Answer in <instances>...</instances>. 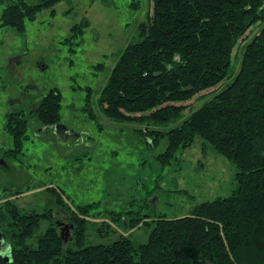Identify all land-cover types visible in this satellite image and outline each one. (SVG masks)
Returning a JSON list of instances; mask_svg holds the SVG:
<instances>
[{"label":"trees","instance_id":"trees-1","mask_svg":"<svg viewBox=\"0 0 264 264\" xmlns=\"http://www.w3.org/2000/svg\"><path fill=\"white\" fill-rule=\"evenodd\" d=\"M1 1L6 8L0 26L23 31L27 21L60 0ZM87 24L75 25L68 41ZM145 28L113 67L99 98L101 110L120 123L166 127L204 101L179 125L148 135L155 146L168 138L158 156L164 166L201 137L236 165V188L198 204L190 215L155 219L145 244L122 235L112 243L86 245V220L60 194L58 208L72 211L70 242L53 210L39 214L0 199V231L10 245L6 255L0 253V264H264V0H152ZM233 63L240 66L230 75ZM61 101V92L52 89L38 102L33 112L43 126L60 123ZM5 129L13 139L5 153L18 158L28 139L25 113H9ZM42 219L49 222L47 230L28 243ZM113 221L132 229L142 219L129 222L118 213ZM98 229L112 231L107 222Z\"/></svg>","mask_w":264,"mask_h":264},{"label":"rangeland","instance_id":"rangeland-1","mask_svg":"<svg viewBox=\"0 0 264 264\" xmlns=\"http://www.w3.org/2000/svg\"><path fill=\"white\" fill-rule=\"evenodd\" d=\"M5 8L0 0V22ZM151 16L152 0H60L27 21L23 31L0 26V199L56 214L61 211L56 196L63 195L77 217L86 220V245L112 243L122 235L145 244L155 219L190 215L198 204L227 197L236 188V165L201 137L164 166L158 156L168 138L155 146L148 135L151 129L179 125L204 101L194 102L166 127L120 123L99 106L113 67L124 49L142 38ZM85 20L84 32L68 41L73 27ZM239 66L233 63L230 75ZM52 89L62 94L58 125L71 136L46 128L33 112ZM21 111L28 120V139L13 158L5 153L13 146L6 117ZM118 213L129 222L142 221L132 229L121 226L113 221ZM146 220L150 223L142 225ZM102 222L112 231L100 233ZM48 224L42 219L28 243L35 244ZM65 240L71 241L70 228Z\"/></svg>","mask_w":264,"mask_h":264},{"label":"flooded vegetation","instance_id":"flooded-vegetation-1","mask_svg":"<svg viewBox=\"0 0 264 264\" xmlns=\"http://www.w3.org/2000/svg\"><path fill=\"white\" fill-rule=\"evenodd\" d=\"M45 127L49 128L53 132L62 134L63 137L71 136V134L67 130H64L60 125H55L52 127L45 126ZM55 217L58 218L57 224L59 226V231L62 234L63 238L66 239L69 235V228L71 230L74 227L71 224L72 215L69 212L60 211V214L56 213Z\"/></svg>","mask_w":264,"mask_h":264},{"label":"water","instance_id":"water-1","mask_svg":"<svg viewBox=\"0 0 264 264\" xmlns=\"http://www.w3.org/2000/svg\"><path fill=\"white\" fill-rule=\"evenodd\" d=\"M10 251V245L6 241L3 233L0 231V253L6 255Z\"/></svg>","mask_w":264,"mask_h":264}]
</instances>
